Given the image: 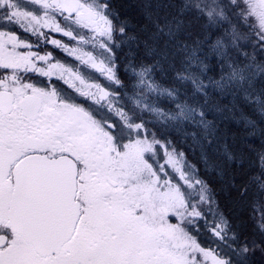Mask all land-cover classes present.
Wrapping results in <instances>:
<instances>
[{
	"label": "snow or ice",
	"instance_id": "6c2138e0",
	"mask_svg": "<svg viewBox=\"0 0 264 264\" xmlns=\"http://www.w3.org/2000/svg\"><path fill=\"white\" fill-rule=\"evenodd\" d=\"M24 3L40 13L0 0V264H264V4L157 0L154 19L146 0L154 31L144 25L140 37L107 2ZM185 124L203 138L184 133L204 170L210 153L223 156L214 164L217 178L227 172L225 196L246 205L227 254L198 239L203 222L226 243L232 223L196 166L184 170L173 136Z\"/></svg>",
	"mask_w": 264,
	"mask_h": 264
},
{
	"label": "trees",
	"instance_id": "16d2710c",
	"mask_svg": "<svg viewBox=\"0 0 264 264\" xmlns=\"http://www.w3.org/2000/svg\"><path fill=\"white\" fill-rule=\"evenodd\" d=\"M145 2H146V0H118L116 2L121 20L128 21L129 26L134 27V33H136L140 37H144L146 35L145 32L141 31V27L144 25H147L148 31H154V28L152 27L151 21L145 19V10L143 8V5ZM147 2H149L151 4H154V3L156 4L157 0H147ZM159 2L161 3L162 0H159ZM147 11L154 13V19H160V16L163 15V14L159 15L158 12L152 10L151 7L148 8ZM160 22L163 23L164 21L161 20ZM132 43L133 42H129L130 50L133 53L131 58L133 59V62L136 64L137 55H139V50L137 48L133 47ZM141 47H143V46L141 45ZM210 118H211V116H210ZM256 119H258L259 123H264V122L259 121V117H256ZM242 125H243V122H242L241 126ZM251 130H252L251 128L246 129V131H251ZM251 142L255 143V140H252ZM228 146L230 149H233V144L231 141L228 142ZM218 149H219V144H218ZM186 159L189 160L187 157H186ZM218 159L223 160L224 157L223 156H220V157L216 156V159H214V158H212V154L210 153V158H209L208 164L213 165V171L211 173H208L204 170L206 168L205 167L206 164L205 163L203 164L202 163L203 161L201 159L198 161L199 165H197V167L199 170L200 177H203L208 182L209 186L212 187V189L214 190V194L218 198L219 205L225 209V212L228 216V219L232 223V227H230L228 229V235H231V233L233 231H235L237 219L239 218L240 215H242V213L239 212V208L240 207L246 208V205L233 204V202L228 200L227 197L225 196L224 189L222 186L226 183L227 172L224 173L225 180H221V179L217 178L218 169L216 168V166L214 164V160H218ZM233 167H235V165H233ZM210 205H211V202H210ZM213 213H214V211H213L212 205H211V210L209 211V214H207V217ZM207 217H205V218L207 219ZM216 218H218V217L216 216ZM231 243L234 244L235 241L231 240Z\"/></svg>",
	"mask_w": 264,
	"mask_h": 264
},
{
	"label": "flooded vegetation",
	"instance_id": "af4514ba",
	"mask_svg": "<svg viewBox=\"0 0 264 264\" xmlns=\"http://www.w3.org/2000/svg\"><path fill=\"white\" fill-rule=\"evenodd\" d=\"M117 1H118V0H90V2H93V3H105V2H107V3L109 4V14L111 15V14L114 13L115 15H118V17L121 19L120 14H119V12H118V8H117V3H116ZM259 1H260L261 4H264V0H259ZM165 2H166V0H162L161 4H163V3H165ZM21 4H22L23 7H26V8H28L29 10L36 12V14H39L40 11H41V9H39L38 7L32 5L31 3H24V0H21ZM151 9L154 10V11H157V9H156V4H155V3L152 4ZM157 12H158L159 15H160V14H163V13H164V9H163V8H160L159 11H157ZM259 13H260L261 16H264V7H263V9H262V7H260V9H259ZM113 18H115V17H113ZM128 25H129V24H128ZM6 26H7V25H6L5 23L0 22V28L6 27ZM65 27H66V28H69V29H71V30H73L74 32L78 31V30H76V29L71 25L70 22H66V23H65ZM12 30H14V31H18V32H19V35L21 36V38L26 39V40H29V41L32 42L33 44H39V42H40V37H39L38 35H31V34H29V33H26V32H23V31H20L19 29L15 28V26L12 27ZM126 30H127L128 32H134V27L128 26ZM84 35H85V39L87 40V39H88L87 34H84ZM66 42L69 43V44H72V43H73V41H71V40H68V41H66ZM83 46L86 47V48L91 49V44H85V45H83ZM46 47H47L46 45H42V46L39 48V50H40V51H43L44 48H46ZM126 50L131 52L129 45L126 47ZM52 51L55 53V56H56L57 58H59L60 60H62V61H64V62H68V63H70L73 67L76 66V62L70 60V59H69L67 56H65L63 53L59 52V51L56 50V49H52ZM95 51H97L98 53L100 52V50H98V49L95 50ZM117 59L119 60V57H117ZM126 59H127V60H131V62H132L131 65L134 66V65H133L134 62H133V59L131 58V56H130V57H126ZM80 71H81L86 77H87V76H91L92 78L99 79V77H97L95 73H90V72H88L83 66L80 67ZM34 82H36V83H38V84H43V83H44V81H43L42 79H40V78H34ZM116 90L119 91V89H116ZM57 91H58V94H59V95H61V96H65V89H64L63 87H58V88H57ZM132 94H133V91H130V92L128 93V95H132ZM119 98H120V96L117 97V99H119ZM101 111H103V110H101ZM190 199L196 200V198L193 197V194L190 196ZM197 227H198V225H197ZM198 239H199V235H198Z\"/></svg>",
	"mask_w": 264,
	"mask_h": 264
},
{
	"label": "rangeland",
	"instance_id": "374dc122",
	"mask_svg": "<svg viewBox=\"0 0 264 264\" xmlns=\"http://www.w3.org/2000/svg\"><path fill=\"white\" fill-rule=\"evenodd\" d=\"M258 4H261L260 1L258 0ZM259 9H260V6H258L257 10H256V15L257 16H261L260 13H259ZM263 9V7H262ZM218 20V18H217ZM237 31H239V29H237ZM244 34L241 32L240 33V36H243ZM230 39V37H229ZM134 66H136V64L134 63L133 64ZM132 66V65H131ZM131 96L133 99H142V97H139V96H135L134 93L132 95H129ZM119 99H122V97H120ZM124 102H127V103H131L130 100H128L127 97H125V101ZM175 127H180V124H179V121H177ZM196 129H193L192 126L188 125V124H185L182 128H181V131L179 134H176L173 136V141L175 143V146L177 147V149H182L183 152L185 153V157H187L189 160V163H192L196 166V168L198 169L197 165H199V160L201 159L200 158V151H199V148H198V145L196 144L195 141H198L199 143H203V138L201 137L200 133H199V130H196L197 131V135L195 137V141L193 140V137L191 135H185L184 133H190L191 131H194ZM183 139L184 143H180V140ZM217 148H218V144H217ZM212 158L216 159V156L214 154H212ZM204 164V162H202ZM205 166V165H204ZM207 167V165L205 166ZM184 170L189 173V174H192L193 170L191 167L187 166L185 161H184ZM198 175H199V170H198ZM200 176V175H199ZM194 196L198 195V190L196 192L193 193ZM198 200H199V195H198ZM211 210V205H210V202L208 205L204 206V216L207 217V214H209V211ZM208 220H211L213 223H215L218 218H216V215L213 213V214H210L208 217H207ZM205 234L209 235L210 233L208 231L205 230ZM210 238L209 239H212V241H214V243L219 246V250L220 251H225V254H227L229 252V249L227 247H225V242H220L218 243L219 240L215 239L214 237H212V235L210 234L209 236ZM226 242L228 241V244L231 243L228 238H225L224 239Z\"/></svg>",
	"mask_w": 264,
	"mask_h": 264
},
{
	"label": "bare ground",
	"instance_id": "6f19581e",
	"mask_svg": "<svg viewBox=\"0 0 264 264\" xmlns=\"http://www.w3.org/2000/svg\"><path fill=\"white\" fill-rule=\"evenodd\" d=\"M137 57H138V55H137Z\"/></svg>",
	"mask_w": 264,
	"mask_h": 264
}]
</instances>
